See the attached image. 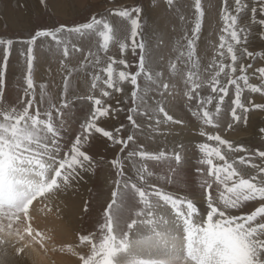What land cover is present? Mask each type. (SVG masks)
Returning a JSON list of instances; mask_svg holds the SVG:
<instances>
[{"label":"snow or ice","instance_id":"1","mask_svg":"<svg viewBox=\"0 0 264 264\" xmlns=\"http://www.w3.org/2000/svg\"><path fill=\"white\" fill-rule=\"evenodd\" d=\"M84 3L83 22L49 23L59 0H35L27 37L0 36V206L30 208L47 189L88 213L90 201L71 197L103 173V222L75 234L79 264H264V0H220L214 11L202 0ZM21 7L0 0L12 24L24 23ZM161 14L167 39L149 25ZM206 18L218 32L205 62ZM172 35L165 63L156 50ZM45 45L58 54L55 92L37 81ZM240 129L259 143L229 138ZM144 251L155 258L139 259Z\"/></svg>","mask_w":264,"mask_h":264},{"label":"rangeland","instance_id":"2","mask_svg":"<svg viewBox=\"0 0 264 264\" xmlns=\"http://www.w3.org/2000/svg\"><path fill=\"white\" fill-rule=\"evenodd\" d=\"M10 2H11V6L13 8H15L17 0H10ZM90 2L91 3H95V0H90ZM152 2L155 3V0H152ZM202 2L204 3L206 10L211 8L214 11L216 6L219 4L220 0H202ZM182 3H184L185 7H187V5L191 3V0H182ZM20 4L22 5V7L18 10L16 15L18 17L22 18L24 20V23L18 24V25L16 24V26L14 24L12 25V23L6 21L5 15L3 13H0V36H5L7 38H12V39H21V38H26L27 37V35H28V27H29L28 24H27V19L30 17L33 22H36L37 18H38L37 17V13H36L35 0H20ZM88 14H89V8L87 7V5H85L84 0H59V4H58L57 8L54 11L50 12L48 16L44 17V21L45 22H49V23L50 22H54L55 20L68 21V22H83L85 20V18L88 16ZM146 19H147V17H146ZM5 23H9V26L5 27ZM149 25H150V27L156 29L155 35H161L162 34V35H164L166 37V39H167L168 34H169V32L171 30V27H172V25L170 24V21L167 18L166 14L153 15L152 20L149 21ZM162 26H163V29H162ZM217 32H218V24H217V22L215 20H212L211 22H209V20L206 18L205 27H204V30L202 32V41H201L200 49H199L201 51V54L204 56L205 62L207 61V59H210L209 55L211 54V49L210 48L208 49L207 55L204 54L203 50L205 48H207V46L209 45L210 41H213V42L216 41ZM148 35H153V33H149ZM176 39H177V37L175 35H172L170 41L169 40L167 41V46L161 45V47L156 50V58H159L160 56H163L165 58V63H166L168 58L174 57L175 53L172 51V49L175 46ZM92 43L94 44V40L92 41ZM253 43H258V42L253 41ZM167 50H168V52H167ZM112 51L116 52L117 48H112ZM163 51L165 53H163ZM37 55L39 57L40 64L42 65V67L38 70V75H37L38 83L52 81V82L55 83L56 87L55 88H51V90L53 92L57 91L58 88L61 86V72H60V69H59V66H58V54L48 53L47 46L45 45V46H42L38 50ZM76 59H78V58H76ZM74 62H75V60H74ZM21 64H22V61H21ZM18 68H19V65L17 64V62L15 60H13V62H12L13 71L10 74L11 87L14 90L13 91V97L15 96V89L17 88V81L20 80V78H21L20 72L17 70ZM49 69L51 70V74H49ZM83 86H84L83 85V77H81L78 80H75V79L73 80V87L76 88L77 90H79ZM177 91H179V88L177 89ZM184 111H186V109H184ZM253 123H255V121H253ZM238 133L239 134L241 133L242 135L241 134L239 135ZM184 135L186 136L187 133H184ZM236 137H237V139H236ZM229 138H231L233 140H237V141H247L250 146L253 145V144H258L259 143V138L258 137H252V136L249 135V133L247 131H244L242 129L237 130V132L231 133L229 135ZM160 140H161V142L157 141V143H160V145L163 144L161 146H167L169 148L171 147V144L166 142L164 139H160ZM182 140H183V138H182ZM145 143L146 144H151L152 147H155V144L150 142V141L146 140ZM101 151H106V150L102 148ZM107 154L110 155V153H107ZM192 163H195V160H192ZM163 170L164 169H161V171H163ZM180 186L183 187V185H180ZM110 188H111V180L109 179L108 182L106 183L105 182V175L103 173L100 174L99 178L93 177L92 181H90L86 187L79 188L78 189L79 197H76L75 195H73L71 197V199L75 200L77 204H82L83 201H90L91 206L89 208V212L88 213H83L82 211H79L72 218L68 217L69 214L73 213V212H71V211L69 212V210H71V209H70V207L67 208L68 207L67 206L68 203H67V200H65L66 198H65V196L63 194L57 193L55 191H53V193H52V191H50V194H48L49 191L47 189H44V190L36 193L35 200H34V202L31 203V206L32 205L34 206L33 203H35L36 201L39 202L38 199H40L41 204H43L44 206L46 205L45 206V209H46L45 211L46 212H47V209H49V208H51V210H52V213H50L51 211H49L50 214H48V212L46 213L47 215H49V216L46 215L47 217H51L52 215H54V217L52 216L51 218H53L54 221L56 220V222H58V224H60L59 221H62L63 219H66V221H67L66 223L68 224V226H67V224H66V226L68 227V230H69L68 234L71 235L70 239H69L70 240L69 243L67 241L65 242V241L61 240L62 238L60 236L58 237V234L56 233V231L54 232L56 234H53V230L54 229L49 230L50 229L49 225L46 224V222L43 219H41V220L44 223L41 220H39V218L34 216L35 214H31L32 212L34 213V211H35L34 209H36L35 212L36 213L40 212L39 214H40V217H41V211H42V209L44 207L43 205H42V209H40L41 205H39L40 208H35V207L32 208L31 207L32 208L31 210H29L30 208L27 207L26 205H20V206H15V207H8L7 205H4L5 207L4 206H2V207L0 206V209H1L0 210V217H1L0 225L2 226V216L5 217V216H8V214H9L10 215L9 218L11 220H9L10 221L9 222L8 220L5 219L4 222H3V225H4L3 228L5 226H7L6 224H7V222H9L8 226L10 228L8 229V227H7V229H6V227H5L4 228L5 231H8V230L11 231L10 229H12L14 235H15V233L18 236L21 235L20 236L21 239L19 238L20 239V243L23 242L22 241V237L25 236L26 234H28V236L31 237V238H33L32 235L34 234V239L36 238L37 240H38V237L40 238V236L42 235L41 237H43V238H40L42 242L40 241V239L38 240L39 241L38 243L40 244V247H41V244H42L43 249L46 250L47 248L45 249V247H47V246H46L45 242L48 241L51 246L53 245V248L55 249L54 251H55V253L57 255L60 253V251H63L64 252L63 254H65L66 252H69V250H73V254H74V257H75L74 258L75 259L74 264H79V261L76 259V255L79 253L80 249L77 247V241H76V238H75V234L78 231H80V230H83L85 232H87V231H97L98 230L99 224L103 222V211H104V208L106 207V202L109 199ZM57 194H60V195L58 196ZM53 195H54V197L59 198V201L60 200H62V201L57 202L58 201L57 198H56V201H55V199L52 198ZM61 196H62V198H61ZM57 203H58V205H57ZM38 204H40V203H38ZM59 204H61V205H59ZM35 206H38V205H35ZM61 206H64V207H61ZM59 207H61V208H59ZM201 207H203V205H201ZM38 209H40L41 211H37ZM53 210H55V213L53 212ZM59 210L60 211L62 210V212H60ZM29 211H30V213H28ZM19 213L21 214L20 217H18ZM58 213H60V214H58ZM30 215H31V217H29ZM44 215H45V213H44ZM4 217H3V219H4ZM47 217H46V219H48ZM60 217H61V219H60ZM5 218L8 219V217H5ZM12 219H13V221L15 223L12 221ZM24 219H26V220H24ZM28 219H29V221H28ZM20 220L21 221L23 220L24 222L23 221L21 222ZM5 221H6V224H4ZM25 221H27V223ZM30 221H31V223L33 222L34 224H36L35 226H37V228H40L39 230H40L41 235L38 234L39 233V231H37L38 229L34 226L33 223H32L33 224L32 225L30 223ZM40 222L42 224H44V225H42ZM19 224H21V225L19 226ZM23 224H26V225L28 224V226L23 225ZM12 225H14V226H12ZM22 225H23V227H22ZM46 226L49 227V228H45ZM60 227L61 226H59L58 228H60ZM0 228H2V227H0ZM28 228L29 229L31 228V230H29ZM41 228H43L42 230L47 229V231L48 232L50 231V233L52 231V233L50 234L46 230L42 231L43 232L42 233L41 232ZM72 228H73V230H72ZM4 229L3 230L0 229V235L1 234L4 235V236L1 235V237H3V238L4 237H8V236H6V234H4ZM20 229L22 230V232L20 231ZM32 229H33V231H32ZM1 230H2V232H1ZM25 230L26 231H28V230L32 231L33 233L31 234L29 231H28V233H26ZM34 230H35V232H34ZM14 231H15V233H14ZM17 231H19V234H17L18 233ZM133 235L134 236H132V234H131V238L132 239H137L138 238L137 235H135V234H133ZM49 236H52V237H49ZM55 236L60 238V239L56 238ZM15 237H17V236H15ZM0 241H1V239H0ZM14 241H18V240L17 239H15V240L13 239V241H8V242L6 241V242L10 246L11 245L14 246L16 244ZM23 246H19V245L17 246L16 255H18L20 251H21L20 253L23 254L24 247H25V246L24 247ZM61 247H64V249L67 248V250L66 249L64 250ZM0 248L3 249V250H1L3 252L11 249V247L7 248V247H5L3 245H0ZM57 248L60 249V251ZM43 249L40 248L41 251ZM61 249H63V250H61ZM42 252L45 255L47 254V251H46V253H45V251H42ZM71 253H72V251H71ZM7 256H8L7 254H4L2 256L0 255V264L2 262H4L2 264H8L11 261V258H9V256L8 257ZM46 256H49V259L51 260V262L53 264H59L55 260L53 255H51L52 258L50 257L49 253ZM140 257L141 256H139L138 258L142 259V260H147V257L149 259V256H146V258L145 257L140 258ZM24 259L25 260L22 261L21 264H33L32 261L31 262L29 261L30 258H28V256H26V258H24ZM14 260H15L16 263H18V261L16 260L15 257H14ZM68 262H69V260H68ZM66 264H67V262H66Z\"/></svg>","mask_w":264,"mask_h":264},{"label":"bare ground","instance_id":"3","mask_svg":"<svg viewBox=\"0 0 264 264\" xmlns=\"http://www.w3.org/2000/svg\"><path fill=\"white\" fill-rule=\"evenodd\" d=\"M165 16V15H164ZM159 17V16H158ZM164 19V18H163ZM165 20V19H164ZM167 21V20H166ZM158 22V21H157ZM160 22V21H159ZM165 22V21H164ZM163 22V23H164ZM13 25V24H12ZM15 26H16V24H14ZM18 25V24H17ZM165 26V25H164ZM162 29H163V26H162ZM158 31V30H157ZM169 31V30H168ZM214 39V38H213ZM170 41V40H169ZM211 42H213V41H211ZM215 42V41H214ZM169 43V42H168ZM167 48V47H166ZM165 48V49H166ZM167 52H168V50H167ZM163 53H165L164 51H163ZM210 56V55H209ZM207 59V58H206ZM237 132V131H236ZM246 133V132H245ZM239 134V133H238ZM241 134V133H240ZM239 134V135H240ZM237 135V134H236ZM242 135V134H241ZM243 137V136H242ZM183 138V136L181 137V139ZM235 138V137H234ZM231 139V138H230ZM236 139H237V137H236ZM241 140V139H240ZM160 142H161V140H159ZM160 144V143H159ZM161 145H163V144H161ZM56 192V191H55ZM52 193H53V191H52ZM48 194H50V191H49V193ZM52 195V194H51ZM58 196L60 195V194H57ZM52 198H54L55 199V201H56V198L57 197H54V195L52 196ZM61 198H62V196H61ZM39 200V202H35V203H33L34 204V206L32 205L31 207L33 208V207H35V208H40V206L39 205H41V208L40 209H42V205L43 204H41V201H40V199H38ZM57 202H60V201H62V200H60L59 201V198H57ZM66 200V199H65ZM64 200V201H65ZM71 200H73V199H71ZM51 201V200H50ZM37 203V204H36ZM38 203H40V204H38ZM45 203V202H44ZM67 203H68V207L67 208H69V200H67ZM62 204V203H61ZM61 204H59V205H61ZM35 205H38V206H35ZM48 205V204H47ZM57 205H58V203H57ZM63 205V204H62ZM44 206V205H43ZM46 206V205H45ZM45 206L43 207V209H42V211L40 210V209H38L37 211H41V217H40V212L37 214L35 211H36V209H34L33 211H34V213L32 212L31 214H35L34 216H36L37 218H39V220H41V219H43L45 222H46V224H48L49 225V227H50V229L49 230H52V229H54L53 230V234H58V237L60 236L62 239L61 240H63V241H67L68 243L70 242V234H68V224L66 223L67 221H66V219H63L62 221H59L60 222V224H58V222H56V220L54 221V219L53 218H51L52 216L54 217V215H50L51 217H47V216H49V215H47L46 213L48 212V214H50V213H52V210H51V208H49V209H47V212L45 211L46 209H45ZM2 207V206H1ZM5 207V206H4ZM30 207V209L29 210H31L32 208ZM57 207V206H56ZM61 207H64V206H61ZM61 207H59V208H61ZM4 209V208H3ZM54 209V208H53ZM64 209V208H63ZM1 210V209H0ZM65 210V209H64ZM63 210V211H64ZM68 210V209H67ZM66 210V211H67ZM18 211V210H17ZM49 211H51L50 213H49ZM60 211V210H59ZM73 212L72 210H69V212ZM53 212L55 213V210H53ZM60 212H62V210L60 211ZM65 212V211H64ZM13 213V212H12ZM28 213H30V211L28 212ZM27 213V214H28ZM44 213H45V215H44ZM6 214V213H5ZM58 214H60V213H58ZM75 214L76 213H70L69 214V216L68 217H74L75 216ZM7 215V214H6ZM20 213L18 214V217H20ZM47 215V216H46ZM9 214H8V216H5V217H8V219L7 218H5L4 216H2V226L0 225V227H2V228H0V229H4L5 227H6V229H7V227H8V229L10 228L9 226H8V223L10 222L9 220H11L10 218H9ZM12 216V215H11ZM27 216V215H26ZM48 218V219H46V217ZM66 216V217H67ZM3 217H4V219H3ZM29 217H31V215L29 216ZM51 218V219H50ZM0 219H1V217H0ZM8 220L9 222H7V224H6V221H5V223L4 224H6L7 226H5L4 228H3V222H4V220ZM32 219V218H31ZM53 219V220H52ZM60 219H61V217H60ZM69 219V218H68ZM17 220V219H16ZM24 220H26V219H24ZM12 221H13V219H12ZM21 221V220H20ZM23 221V220H22ZM21 221V222H22ZM28 221H29V219H28ZM34 221V220H33ZM42 221V220H41ZM14 222V221H13ZM12 222V223H13ZM24 222V221H23ZM26 223H27V221H25ZM36 222V221H35ZM43 222V221H42ZM11 223V224H12ZM15 223V222H14ZM13 223V224H14ZM30 223H31V221H30ZM33 223V222H32ZM31 223V224H32ZM41 223V222H40ZM44 223V222H43ZM51 223V224H50ZM29 224V223H28ZM28 224L26 225V224H23V225H26V226H28ZM34 224V223H33ZM32 224V225H33ZM42 224V223H41ZM66 224H67V226H66ZM16 225V224H15ZM21 224H19V226H20ZM23 225H22V227H23ZM36 224H34V226H35ZM42 225H44V224H42ZM12 226H14V225H12ZM17 226V225H16ZM25 226V227H26ZM30 226V225H29ZM59 226H61L60 228H58ZM18 227V226H17ZM24 227V228H25ZM32 227V226H31ZM36 228H37V226H35ZM41 227V226H40ZM49 227H45V228H49ZM20 228V227H19ZM44 228V227H43ZM43 228H41V232L42 231H44V230H46L47 231V229H44V230H42ZM29 229V228H28ZM35 229V228H34ZM38 230L37 231H39V233L38 234H40L41 235V233H40V228H37ZM2 230H1V232H2ZM11 231H5V229H4V234H6V236H8V237H1V235L2 236H4L3 234H1L0 235V239H1V241H0V245H3V246H5V247H11V249L10 250H7V251H5V252H3V251H1V250H3V249H1L0 248V255L2 256V255H4V254H7L8 256H9V258H11V261L8 263V264H21V262L22 261H24L25 259L24 258H26V256H28V258H30L29 259V261L31 262L32 261V263L33 264H53L52 262H51V260L49 259V256H46V255H48V253L50 254V257H51V255H53L54 256V258H55V260L59 263V264H66V262H67V264L69 263V264H74V262H75V257H74V254H73V250H69V252H66L65 254H63L64 252L63 251H60V249H58L59 251H60V253L57 255L56 253H55V249L53 248V245L51 246L50 244H49V242L48 241H44L43 239V241L45 242V244H46V246L47 247H45V249L46 250H44L43 249V247H42V244H41V247H40V244L38 243L39 241V239L40 238H43V237H41L40 236V238L38 237V240L35 238L34 239V234L32 235L33 236V238H31V237H29L28 236V234H26L25 236H23L22 237V241L23 242H21L20 243V239H21V235H16V233H15V231H14V233H15V235L13 234V231H12V229H10ZM29 230H31V228L29 229ZM28 230V231H29ZM72 230H73V228H72ZM20 231L22 232V230L20 229ZM24 231V230H23ZM26 231V230H25ZM28 231H26V233H28ZM32 231H33V229H32ZM32 231H29L31 234L33 233ZM45 231V232H46ZM56 231V233H54ZM18 233L17 234H19V231H17ZM20 232V233H21ZM34 232H35V230H34ZM48 232V231H47ZM43 233V232H42ZM48 233H50V231L48 232ZM51 233H52V231H51ZM50 233V234H51ZM22 234V233H21ZM47 234V233H46ZM45 234V235H46ZM133 234H135V235H137V233L134 231L133 233H132V236H134ZM37 235V234H36ZM44 235V236H45ZM15 236H17V237H15ZM31 236V235H30ZM39 236V235H38ZM48 236V235H47ZM54 236V235H53ZM49 237H52V236H49ZM56 237V236H55ZM58 237H56V238H58ZM20 238V239H19ZM46 238V237H45ZM13 239L15 240V239H17L18 241H14L16 244L14 245V246H10L9 244H7V242L8 241H13ZM58 239H60V238H58ZM47 240V239H46ZM53 240V239H52ZM135 240V239H134ZM7 241V242H6ZM40 241H41V239H40ZM42 242V241H41ZM52 242V241H51ZM44 244V243H43ZM19 245V246H23L24 247V252H23V254L22 253H20L19 251V254L18 255H16V253H17V246ZM65 247V246H64ZM64 247H61V248H63L64 249ZM20 248V247H19ZM22 248V247H21ZM40 248H42L43 250L42 251H45V253H46V251H47V254L45 255L41 250H40ZM56 248V247H55ZM63 249H61V250H63ZM66 250H67V248H65ZM64 249V250H65ZM23 250V249H22ZM71 251H72V253H71ZM7 256V257H8ZM77 256V255H76ZM141 257L140 258H142V257H145L146 258V256H149V259L150 258H155V256L154 255H150L149 254V252L148 251H144L141 255H140ZM14 257L16 258V260L18 261V263H16L15 262V260H14ZM52 258V257H51ZM144 258V259H145ZM28 260V259H27ZM68 260H69V262H68ZM147 260H148V257H147ZM6 261V260H5ZM2 263H4V262H2ZM1 263V264H2Z\"/></svg>","mask_w":264,"mask_h":264}]
</instances>
